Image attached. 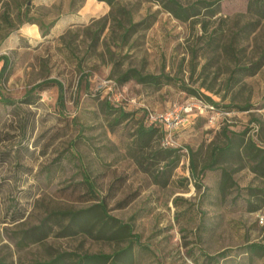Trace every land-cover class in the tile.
<instances>
[{
  "label": "rangeland",
  "instance_id": "obj_1",
  "mask_svg": "<svg viewBox=\"0 0 264 264\" xmlns=\"http://www.w3.org/2000/svg\"><path fill=\"white\" fill-rule=\"evenodd\" d=\"M119 6L144 23L124 33L127 16L98 0H0V56L9 60L0 98L14 101L0 100V264L39 263L60 252L111 253L126 244L63 232L61 222L39 240L21 239L42 219H68L56 211L94 204L85 175L108 212L138 235L136 264H205L203 252L223 249L229 256L219 264H262L264 256L243 247L264 245V172L257 167L264 152L255 150H264V17L248 13L247 0H218L202 38L200 23L174 17L159 2ZM211 31L214 44L202 48ZM258 61L254 74L242 69ZM132 67L170 75L181 86L118 83L116 76ZM47 79L62 84V99L56 84H46L32 93L34 103L18 101ZM205 96L216 109L201 106ZM106 100L133 117L116 124ZM172 109L184 117L172 133L180 160L163 184L152 176L157 167L146 162L148 152L138 156L130 146L148 111ZM231 140L236 154L202 170L212 151ZM222 169L232 181L224 191Z\"/></svg>",
  "mask_w": 264,
  "mask_h": 264
},
{
  "label": "trees",
  "instance_id": "obj_2",
  "mask_svg": "<svg viewBox=\"0 0 264 264\" xmlns=\"http://www.w3.org/2000/svg\"><path fill=\"white\" fill-rule=\"evenodd\" d=\"M30 0H23V3H27ZM104 1L111 8V14L116 11L123 17L127 16L128 26L124 30V33L131 31L136 28L137 25L144 23V21L133 22L129 16L128 11L119 6V2L122 0H98ZM159 2L167 11H169L174 17L187 21L191 19L195 23H200L204 34L208 32L209 20L205 16H212L217 13L218 0H196L191 4L183 5L178 0H153ZM113 11V12H112ZM248 13L257 16L258 18L264 17V0H247V10ZM113 20L121 26L122 19H118L115 15ZM204 16V17H203ZM150 22L146 24L149 26ZM41 28L44 25L41 23L39 25ZM123 26V25H122ZM124 28V27H123ZM42 33H45V29H42ZM204 40V45L202 48H209L210 45L214 44V32L211 31L206 36ZM0 60H3V64L0 68V76H2L8 69L9 60L6 55H1ZM261 61L253 63V68L251 66L242 67L246 70L248 74H254L260 67ZM236 69H239L237 67ZM118 83L123 84L129 80H134L142 85H149L156 88L161 87L164 84L175 82L181 86V83L177 78L164 73H144L137 68H127L119 75L116 76ZM46 84H56L60 89L59 98L62 99L63 96V86L56 79H47L43 82L35 84L28 92H26L18 101L31 104L35 102V94H32L34 90L43 89ZM183 90L187 91L192 96H199L196 89L188 87L182 83ZM206 101L211 104L214 108L218 104L208 96H205ZM3 103L11 104L14 101L8 98H0ZM105 104L109 110L116 112L115 123H121L130 117H133V113L125 111L122 108L114 107L107 100ZM228 110V109H225ZM163 129L160 125H148L146 119H142L137 123L132 143L130 149L134 151L135 155L143 156L145 152L147 156L145 157L146 162L156 168V171L152 173L153 178L157 182L165 184L172 173V170L178 166L180 160V153L178 148L173 147H163L161 143L154 144L155 139L162 138ZM255 150L263 151L262 148L255 146ZM236 146H232V140L227 142L226 146L217 150L212 151V160L205 163L202 170L206 168H212L216 164L220 156H228L231 154H236ZM257 167L262 169L264 172V153L258 154ZM192 161V160H191ZM85 175V181L89 188L92 190L93 197L91 199L97 200L94 204L87 206L85 208H80L76 210H64L56 211L53 215L56 218H68V219H42L38 225L31 228L25 229L22 233V240L30 239L35 236V240H39L42 237H46L49 231L53 228V223L61 222L60 227L63 232H76L84 231L96 238L108 239V240H119L126 242L122 247H119L112 251L111 253H84L75 254L72 252H60L55 256L39 263L30 264H136L134 258V245L140 246L141 243L138 239V235L132 232V227L127 223H121L119 219L111 215L107 209V205L103 197L97 195L94 183L87 179ZM161 178V179H159ZM231 178L226 169H222L220 187L224 191L231 184ZM255 189H251L254 192ZM63 222H66L63 224ZM244 252L254 253L259 256H264V245L260 242H250L244 245ZM229 249H223L215 254L202 253L205 259V264H219L220 259H227L229 256ZM264 264V262L262 263Z\"/></svg>",
  "mask_w": 264,
  "mask_h": 264
},
{
  "label": "built area",
  "instance_id": "obj_3",
  "mask_svg": "<svg viewBox=\"0 0 264 264\" xmlns=\"http://www.w3.org/2000/svg\"><path fill=\"white\" fill-rule=\"evenodd\" d=\"M201 106L205 108L209 107L211 109H216L211 104L209 105V103L208 104L203 103L201 104ZM187 110H191V106L189 108L184 107L183 109L184 113L190 112ZM183 111H181V109H172L166 112L148 111L146 113L145 119L148 125H151V124L160 125L163 129V135L160 141L161 146L163 147L173 146L172 133H173V130L177 129V125L179 124V122L184 119V117L181 115Z\"/></svg>",
  "mask_w": 264,
  "mask_h": 264
}]
</instances>
